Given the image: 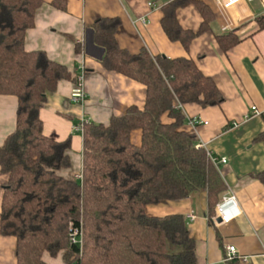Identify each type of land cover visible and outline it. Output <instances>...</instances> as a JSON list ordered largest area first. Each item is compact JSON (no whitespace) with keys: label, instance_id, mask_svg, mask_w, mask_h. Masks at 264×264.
<instances>
[{"label":"trees","instance_id":"obj_1","mask_svg":"<svg viewBox=\"0 0 264 264\" xmlns=\"http://www.w3.org/2000/svg\"><path fill=\"white\" fill-rule=\"evenodd\" d=\"M43 0H0V94L17 99L15 128L0 146L2 185L0 234L16 238V264H195V241L182 214L153 216L146 206L178 200L203 189L213 213L226 185L205 148L197 146L183 105H220L224 97L214 79L194 60L131 53L118 44V17L97 18L94 42L104 48L102 66L145 86L142 109L129 106L107 125L86 122L82 134V179L57 174L69 168L71 135L56 140L43 133L40 110L58 81L74 80L68 68L44 50H26L27 31ZM67 0H51L66 10ZM193 5L202 22L196 32L179 24L176 11ZM161 26L185 48L214 20L201 0H170L160 6ZM264 28V15L257 17ZM222 51L240 42L234 30L216 36ZM75 51L80 47L75 45ZM167 113L171 122H163ZM264 121V114H262ZM141 130V144L130 139ZM254 140L264 143V130ZM264 184V169L255 174ZM70 224L82 230V244L70 243ZM234 264H245L238 259Z\"/></svg>","mask_w":264,"mask_h":264},{"label":"crops","instance_id":"obj_2","mask_svg":"<svg viewBox=\"0 0 264 264\" xmlns=\"http://www.w3.org/2000/svg\"><path fill=\"white\" fill-rule=\"evenodd\" d=\"M170 0H67L66 10L43 0L38 8L34 26L25 37V49L44 50L48 57L64 64L74 80H60L56 90L47 94L40 110L43 133L56 140L71 135L69 156L71 166L57 171L68 179L82 170V134L74 130L84 118L107 125L110 117L123 115L131 105L142 109L145 86L115 71L105 69L101 60L104 48L94 42L92 24L97 18L118 17L115 33L120 47L131 53L146 48L151 55L169 58L186 57L214 79L224 100L220 105L201 107L196 103L182 105L185 117H200L207 124L193 129L185 122L182 129L194 133L217 158L226 157L220 165V175L226 189L220 194L233 193L241 214L228 223L217 222L215 210L209 212L207 193L200 189L178 200H163L146 206L153 216L182 214L196 247L195 264H234L224 259L226 246L233 244L245 264H264V184L255 174L264 169V143L254 140L264 130V28L257 17L264 15V0H240L229 8L218 6L216 0H201L214 12V20L206 32L196 36L187 48L171 41L161 26V4ZM176 17L182 28L196 32L202 22L193 5L178 8ZM231 30L240 42L222 51L216 36ZM78 44L80 51H75ZM85 69L87 99L73 103L69 94L76 76ZM255 106L260 113L244 119ZM17 99L0 94V146L14 130ZM163 122L172 119L164 113ZM238 121L237 126L232 122ZM130 139L141 144V130L134 129ZM7 175L0 171V209L2 185ZM218 199V201H219ZM193 215L194 218L190 219ZM215 220V221H214ZM16 238L0 234V264H16ZM48 264H62L61 257L44 256Z\"/></svg>","mask_w":264,"mask_h":264},{"label":"built area","instance_id":"obj_3","mask_svg":"<svg viewBox=\"0 0 264 264\" xmlns=\"http://www.w3.org/2000/svg\"><path fill=\"white\" fill-rule=\"evenodd\" d=\"M218 6L220 8L226 9L231 7L232 5L238 3L240 0H216ZM85 69H82L81 72L76 76L74 84L69 94V98L73 103H83L87 99V91L85 88ZM177 106L182 108V105L177 103ZM260 111L255 107H250V112L244 115V119H247L251 115L259 114ZM88 122L84 118H80V120L75 124L74 130L77 132L83 131L84 123ZM186 122L193 129L200 124H207L206 120L201 119L200 117H187ZM238 121H233L232 125L237 126ZM197 146L203 147L202 143L198 141ZM207 154L211 160V162L216 166V168L220 171V165L225 164L227 159L226 157L217 158L213 153L209 150H206ZM75 179H82V172L77 173L75 175ZM241 214V209L238 205L237 198L233 193L222 195L219 201L215 205V215L221 219V223H228L233 217H236ZM194 216L191 215L190 219H193ZM215 221V220H214ZM70 243L71 244H82V230L79 227L73 226L70 224ZM246 261V257H240L237 254V250L235 245L229 244L226 246L224 259L226 261H232L233 259H241Z\"/></svg>","mask_w":264,"mask_h":264},{"label":"water","instance_id":"obj_4","mask_svg":"<svg viewBox=\"0 0 264 264\" xmlns=\"http://www.w3.org/2000/svg\"><path fill=\"white\" fill-rule=\"evenodd\" d=\"M216 221L217 222H221V219L219 217H217Z\"/></svg>","mask_w":264,"mask_h":264}]
</instances>
